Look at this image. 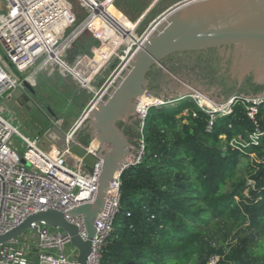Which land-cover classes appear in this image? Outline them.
Listing matches in <instances>:
<instances>
[{"label": "trees", "instance_id": "1", "mask_svg": "<svg viewBox=\"0 0 264 264\" xmlns=\"http://www.w3.org/2000/svg\"><path fill=\"white\" fill-rule=\"evenodd\" d=\"M249 106L235 101L211 130L189 100L148 110L139 135L144 153L121 173L101 264H208L211 256L216 264H264V137L228 145L264 132V102L255 121Z\"/></svg>", "mask_w": 264, "mask_h": 264}, {"label": "water", "instance_id": "2", "mask_svg": "<svg viewBox=\"0 0 264 264\" xmlns=\"http://www.w3.org/2000/svg\"><path fill=\"white\" fill-rule=\"evenodd\" d=\"M169 59H182L187 66H178L176 75L166 67ZM3 60L22 80V87L8 98L24 112L23 125L37 134L38 147L51 157L65 151L75 156L90 177L99 161L102 167L93 201L66 212L70 217H82L85 240L61 212L51 210L31 215L17 228L0 235V244L21 236L32 223L44 222L69 235L71 246L78 252L77 262L86 264L109 184L138 149L120 128L133 125L143 95L150 92L161 101H177L180 96L197 93L225 102L235 93L239 94L234 99L264 94V0H187L167 11L69 137L55 124L54 113L49 109L45 112L32 100L31 96L37 95L32 85L14 71L5 57ZM207 66L216 69L206 76L204 72H210ZM160 87L166 92L160 93ZM256 87L259 90L254 92ZM86 129L97 144L95 155L79 141L80 132Z\"/></svg>", "mask_w": 264, "mask_h": 264}, {"label": "built area", "instance_id": "3", "mask_svg": "<svg viewBox=\"0 0 264 264\" xmlns=\"http://www.w3.org/2000/svg\"><path fill=\"white\" fill-rule=\"evenodd\" d=\"M80 1L86 8L87 14L80 22L76 23V18L71 12L67 0H14L15 13L0 24V43L4 49L5 58L23 80L31 82V75L27 73L34 66L39 71L56 65L57 59L60 57L66 60V53L74 40L86 30L91 28L95 30L96 23H104L103 26L110 34L115 35L109 24L96 19H101V16L93 18L90 22L87 21L92 16V12L101 7L100 5H104L103 9L107 10L111 0ZM86 22L87 25L80 34L76 38L75 36L71 38L77 25L80 27ZM148 33L140 38L134 34L130 40L131 43L123 42L121 44L119 43L120 36L116 33L117 41L113 49L117 50L116 55L121 54L119 63L109 77L103 78L104 82L98 86L97 93L91 98L83 119L129 64ZM105 55L103 58L107 56ZM104 64L105 61L101 66ZM76 68L75 66L70 69L75 70ZM88 71L87 74H93L92 69ZM30 84L32 85V83ZM80 85L82 88L86 87L81 81ZM20 87H22V80L14 74L3 58L0 59V100L6 96L9 97L12 91ZM196 96L205 98L201 94L193 93L188 96H180L177 101L172 102L194 98L197 109L208 116L206 127L208 130L213 128L218 117L231 113V106L235 101L243 100L250 104L248 117L252 121H255L258 107L264 102V95L255 99L240 96L236 99L232 97L226 103L213 104L214 107H211L205 103H199ZM165 104L166 101L161 106ZM152 107L157 106L149 105L139 112L136 111L139 135L147 112ZM185 112L188 114V110ZM7 113L12 116L9 111ZM191 115L195 118L196 112H192ZM55 124L59 126L58 123ZM74 130L66 132L68 137ZM13 137L19 138L24 145L25 150L22 154L18 153L13 144ZM260 137H264V132L255 129V132L248 137L249 143L235 142V145L241 147L248 144L257 145ZM37 140V137L30 139L24 136L17 127L0 115V235H5L17 228L31 215L52 210L61 212L67 222L78 228L79 236L85 240L86 232L82 217H70L66 212L81 204L93 201L97 192L102 162L99 161L95 165L94 173L90 177L80 159L69 155L66 151L57 157H51L38 147ZM137 146L138 149L132 158L109 184L103 210L95 222L96 234L92 240V252L86 258V264H101L102 244L112 232L115 217L119 212L120 176L129 166L140 163L144 153V142L141 137L138 138ZM92 154H96V149L92 150ZM28 231H30L29 234ZM70 242L69 235L60 229H52L44 222L32 223L21 236L0 244V264H80L76 260L78 252L71 255L66 252V248L71 245ZM31 254L35 255L34 259L31 258ZM217 260L216 256H211L208 264H216Z\"/></svg>", "mask_w": 264, "mask_h": 264}, {"label": "rangeland", "instance_id": "4", "mask_svg": "<svg viewBox=\"0 0 264 264\" xmlns=\"http://www.w3.org/2000/svg\"><path fill=\"white\" fill-rule=\"evenodd\" d=\"M67 1L71 12L76 18V23L80 22L87 14L86 8L80 0ZM185 1L187 0H111L108 4L106 12L113 17V22L108 21V19L102 15H99L101 16V19H96L109 24L110 29L115 32V35L110 34V32L103 26L104 23H96V26H94L95 30H92L91 28L80 34V32L86 27L85 26L77 34H75V38L79 34L80 35L74 40L69 48V51L66 53L65 61L67 65L70 68L76 66V69L82 73V77L85 75L87 78L92 75L87 74L89 72L88 70L92 68L95 69V72H92L93 75H95L91 77L88 86L82 88L79 80L75 79L67 70L57 65L48 66L39 71H37L36 66H34L33 68H30L27 73L31 75V82L29 83H32V87L37 92L36 96H31L32 100L37 105H42L45 112L47 109L52 111L55 115L54 122L58 123L62 130L70 132L73 129H76L80 121L83 120L84 113L91 102V98L95 93H97L98 86L102 85L104 82L103 78L109 77L119 63V57L121 54L116 55L117 50L115 51L113 49L114 44L117 41V34L120 36V44L125 42L127 39L125 33L119 29V24L126 30V32H128L129 35H131L132 38L134 34L137 38H140L148 33V31H150L154 26L155 22L158 21L167 11ZM15 11L16 5L14 0H0V24L14 14ZM142 12L143 14L146 13V15L140 23H137L140 17L138 14ZM113 13H115V15ZM104 53H107V56ZM104 55L106 57L103 58ZM3 57H5V53L0 43V59ZM61 58L62 57H60L59 60H61ZM106 60L108 61L106 62ZM104 61L105 64L101 66L99 70L97 67L93 66V64L102 65ZM149 94L154 98H157L150 92ZM236 94L239 93L231 95L225 102H216L205 95L203 96H205L206 100L208 99V101L212 104H222L228 102L231 97ZM263 95L264 94L256 97H244L255 99ZM186 100L191 101L194 105L196 103L194 98H188ZM182 102L183 101L169 102V100H167L166 104L163 106L174 108ZM16 106L13 105L14 109L12 107L11 109L6 107V110L0 105V115L5 120L9 121L13 126L17 127L24 136L32 139L33 134L25 131L21 126L18 127L19 121L22 126H24L23 122L25 121L26 116L24 112ZM8 111L12 116L7 113ZM185 115H187V112L184 111L181 116ZM120 129L128 137L131 145L137 146L139 138V123L137 119L135 118L132 126H122ZM222 140V144L225 145L224 139ZM79 141L86 147H91V145H93V141L90 138V131L88 129L80 132ZM235 142L245 144V139L237 137L231 140L228 145L230 147L236 146ZM13 144L17 148L19 154L24 152L25 147L19 138L13 137ZM27 233L29 234L30 231ZM235 240L236 238L234 239V242ZM66 250L68 253H73V250L76 249L69 245Z\"/></svg>", "mask_w": 264, "mask_h": 264}, {"label": "bare ground", "instance_id": "5", "mask_svg": "<svg viewBox=\"0 0 264 264\" xmlns=\"http://www.w3.org/2000/svg\"><path fill=\"white\" fill-rule=\"evenodd\" d=\"M100 6H101V7L97 8V9L95 10V12H92V16H91L87 21L90 22V21H92L93 18H95V17H97V16H99V15H102V16H104L106 19H108V21L113 22V18H112L110 15L107 14L106 9H103V8H104V5H100ZM86 25H87V22L84 23V24H82L80 27L77 26V28H78V27H79V28H78V29H77V28L75 29V32H74V34L72 35V37L75 36V34H77V33H78L81 29H83ZM119 29H120L122 32H124L125 35H126V37H127V39L125 40V42H126V43H131V42H130V40H132L131 35H129L128 32H126V30H125L121 25H119ZM72 37H71V38H72ZM58 60H59V59H57V62H58ZM204 97H205V96H204ZM196 98H197V100H198L199 103H205V104H207V105H209V106H211V107H214V105H213L210 101H208V99L206 100V99L203 98V97H197V96H196ZM164 102H165V101H160L159 99L154 98V97L151 96V95H143V96L139 99V101H138V105H139V106L137 107V110H138V112H139L140 110H143L144 107L149 106V105H155V106L159 107V106H161ZM171 102H172V101H171ZM96 148H97V144H96L95 141H93V145H91L90 149H91V150H94V149H96Z\"/></svg>", "mask_w": 264, "mask_h": 264}, {"label": "crops", "instance_id": "6", "mask_svg": "<svg viewBox=\"0 0 264 264\" xmlns=\"http://www.w3.org/2000/svg\"><path fill=\"white\" fill-rule=\"evenodd\" d=\"M154 2V1H153ZM114 12V11H113ZM145 12V11H144ZM108 15H110L109 13H107ZM114 15H115V13H113ZM143 14V12L142 13H140V14H138V16H141ZM111 16V15H110ZM137 16V17H138ZM112 17V16H111ZM113 18V17H112ZM120 25V24H119ZM56 65H60L61 67H63L65 70H67L69 73H71L76 79H79L81 82H82V84L83 85H85V86H88V83H89V81H90V79H91V75L90 76H88L87 78L85 77V76H83L82 77V74H80L79 73V71L77 70V69H70L69 68V66L68 65H66V63H65V60H63L62 58H61V60H58V62L56 63ZM93 66L94 67H97V69L99 70L100 69V66H101V64H93ZM92 67V66H91ZM92 70H93V72H95V69L94 68H92ZM94 75L92 74V77H93ZM0 105H1V107H4L6 110H7V108L6 107H8V108H10L11 109V107L13 108V105H15L16 106V104H15V102H13L12 100H10L7 96L6 97H4L2 100H0ZM17 107V106H16ZM14 109V108H13ZM22 127V129H24L25 131H27V132H29L30 134H33L32 136H33V138H36L37 137V134L35 133V132H33V131H31V129H28V128H25L24 126H22V124H21V122L19 121L18 122V127ZM59 128H61L60 127V125H59ZM64 131V130H63ZM65 133H66V131H64ZM27 138H29V137H27ZM32 138V139H33ZM82 144V143H81ZM83 145V144H82ZM90 147V146H89ZM67 251V250H66ZM68 253V252H67ZM77 253V250H73V253H68V254H76ZM34 257H35V255L34 254H31V258L32 259H34Z\"/></svg>", "mask_w": 264, "mask_h": 264}, {"label": "flooded vegetation", "instance_id": "7", "mask_svg": "<svg viewBox=\"0 0 264 264\" xmlns=\"http://www.w3.org/2000/svg\"><path fill=\"white\" fill-rule=\"evenodd\" d=\"M181 65L182 66H187L185 61L182 60V59H169V60L166 61V67L169 68L171 70V72H173L176 75H178V73L175 71V69L178 68V66H181ZM186 69H187V71L190 70L188 67ZM205 69L210 70V72H204L205 73L204 75L207 76L208 74L211 75L212 72L214 71V69H216V68L214 66H209L208 68H205ZM180 78H182V77H180ZM183 80H185V79H183ZM159 84H161V82H159ZM159 89H162V88L160 87ZM163 91H165V90L162 89L160 91V93L163 92Z\"/></svg>", "mask_w": 264, "mask_h": 264}]
</instances>
